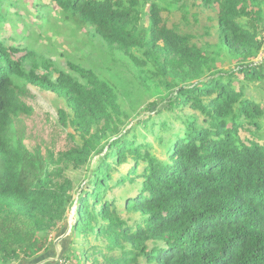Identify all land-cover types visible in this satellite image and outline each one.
Wrapping results in <instances>:
<instances>
[{"label": "trees", "instance_id": "1", "mask_svg": "<svg viewBox=\"0 0 264 264\" xmlns=\"http://www.w3.org/2000/svg\"><path fill=\"white\" fill-rule=\"evenodd\" d=\"M24 1L0 0V29L12 21L23 28L29 18L41 27L55 12L89 26L129 58L137 86L162 89V107L126 124L115 77L71 61L58 69L18 38L0 36V264L40 260L70 207L68 264H264V104L246 93L258 83L264 92V0H168L215 9V26L203 27L214 30L212 44L169 28L158 0ZM16 80L64 102L57 120L72 130L65 149L26 147L14 126L30 107ZM156 126L159 144L164 131L171 137L162 159L145 133ZM96 155L75 187L68 172ZM128 158L115 186L129 180L135 194L107 198L112 172Z\"/></svg>", "mask_w": 264, "mask_h": 264}, {"label": "rangeland", "instance_id": "2", "mask_svg": "<svg viewBox=\"0 0 264 264\" xmlns=\"http://www.w3.org/2000/svg\"><path fill=\"white\" fill-rule=\"evenodd\" d=\"M24 2L28 4L29 8L31 7L32 0H25ZM158 2L164 8L161 15L169 28L177 27L179 31L194 34L195 37L193 41L196 43L199 42L198 44H201L200 42L212 44L215 41L214 30L211 29L209 35H206L204 33L205 29H203L205 25L215 26V9L189 7L187 10L182 2L175 3L174 1H168L167 3H162V0H158ZM187 3L191 4V0L189 2L187 1ZM185 9L186 15L183 17ZM194 11L198 13L197 20H194L192 17ZM20 12L23 14L24 9H21ZM145 12H147V10ZM145 15L147 16V13H145ZM51 16L49 22L43 24L41 27L36 25L38 21L29 18L27 25L24 26L23 24V28L26 29L23 33L21 23L13 21L12 23L6 22L2 29H0V36L7 39V41L9 40V44H13V41L10 40L11 38H18L15 44H19L20 46H31L38 55H41L38 59L45 58L52 62L58 69L69 70L67 61H71L86 68L105 71L107 74L115 77L119 88L118 100L124 111L122 118L125 119L124 123L126 124L130 123L133 119L140 118L143 114L148 112L149 108L154 109L156 107H162L160 99L156 98L162 89L158 88L155 82H151L149 87L137 86L136 80L139 73L128 57L118 52H111V50L93 34L94 32L91 27H80L79 24L73 20L63 19L62 15L58 12L52 13ZM143 23L144 18L140 21V24ZM21 34H27L30 38L18 37ZM260 57L263 58L262 55H260ZM227 64L229 67L231 66V63ZM40 70L42 69L40 68L39 71ZM239 77L240 76L237 78L239 79ZM15 83L21 88L22 100L30 107V112L17 116L14 126L17 132L23 136V142L26 147L30 150L39 148L43 154H46L48 150L57 152L61 149H65L68 144H70L68 143L69 139L66 135L72 130L71 128L61 127L57 120V110L59 108L66 109L64 102L58 100L54 94L40 90L24 81L16 80ZM234 84L237 85L238 81H234ZM260 86L262 87L263 84H253L248 88L246 93L264 104V92ZM166 118L167 116L163 115L162 119ZM262 124L263 130L261 134L264 136V123ZM172 126H174V129H177V127H180V123L176 122ZM154 132L155 133L150 132L148 128L145 131L147 140L152 145L151 151L158 158H165L164 149L171 137H168V131H164L161 134L164 144L161 145L158 142L159 135L157 133V126L154 127ZM245 135L248 134L246 133ZM259 141L262 142L263 140L259 139ZM98 158L99 156H94L90 165L86 168L77 171L70 170L68 172V176L72 179L75 187H81L84 184V178L87 176L88 172L96 166ZM131 166L132 160L128 158L126 164L116 167L112 172V181L110 183L112 188L107 198L117 196L118 200L122 199L120 201L123 202L126 197L135 194V187L129 180L115 186L120 175H124ZM142 167L143 165L138 167L136 173H139ZM136 175L137 174H135V176ZM118 204H120L119 201ZM68 211V218L59 231L49 236V238L52 237L53 242L58 239L59 241L54 243L55 245L49 246V251L47 253L45 252L43 256L39 255L40 258L38 259H43L42 264H48V260L45 259L53 252L55 253V257L53 258L56 259L57 256H59L58 259H64V255L69 250L70 231L73 223L74 210L70 207ZM120 216L124 220L129 218V215L124 212H121ZM133 217L135 218L136 215ZM62 241L63 246L61 244ZM75 261L76 260H74L72 264H76ZM49 263L51 262L49 261Z\"/></svg>", "mask_w": 264, "mask_h": 264}, {"label": "crops", "instance_id": "3", "mask_svg": "<svg viewBox=\"0 0 264 264\" xmlns=\"http://www.w3.org/2000/svg\"><path fill=\"white\" fill-rule=\"evenodd\" d=\"M263 56H264V50H263ZM59 241V239L56 241H54L53 243H52V246H53V244L54 243H57ZM61 244H62V246H63V241L61 242ZM55 245V244H54ZM55 253L53 252L52 254H50L45 260H48V264H57V259H58V257L59 256H57V258L55 259V258H53V257H55V255H54ZM44 254H42V255H40V256H43ZM51 257V258H50ZM38 258H40V257H38ZM36 261V262H35ZM43 259L42 260H34V262L33 261H29V262H20L19 264H42L43 262ZM49 261L51 262V263H49Z\"/></svg>", "mask_w": 264, "mask_h": 264}, {"label": "built area", "instance_id": "4", "mask_svg": "<svg viewBox=\"0 0 264 264\" xmlns=\"http://www.w3.org/2000/svg\"><path fill=\"white\" fill-rule=\"evenodd\" d=\"M65 259V258H64ZM63 258H59L58 260H57V264H68V261L65 259L64 260Z\"/></svg>", "mask_w": 264, "mask_h": 264}, {"label": "water", "instance_id": "5", "mask_svg": "<svg viewBox=\"0 0 264 264\" xmlns=\"http://www.w3.org/2000/svg\"><path fill=\"white\" fill-rule=\"evenodd\" d=\"M57 241V240H56Z\"/></svg>", "mask_w": 264, "mask_h": 264}]
</instances>
